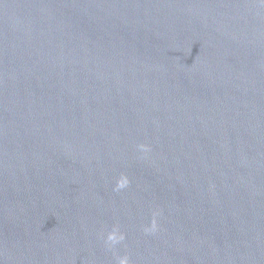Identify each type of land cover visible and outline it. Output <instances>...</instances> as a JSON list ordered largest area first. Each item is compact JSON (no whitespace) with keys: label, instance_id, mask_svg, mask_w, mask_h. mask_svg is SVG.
Returning a JSON list of instances; mask_svg holds the SVG:
<instances>
[{"label":"water","instance_id":"obj_1","mask_svg":"<svg viewBox=\"0 0 264 264\" xmlns=\"http://www.w3.org/2000/svg\"><path fill=\"white\" fill-rule=\"evenodd\" d=\"M121 261L264 264V0H0V264Z\"/></svg>","mask_w":264,"mask_h":264},{"label":"clouds","instance_id":"obj_2","mask_svg":"<svg viewBox=\"0 0 264 264\" xmlns=\"http://www.w3.org/2000/svg\"><path fill=\"white\" fill-rule=\"evenodd\" d=\"M120 186L122 187L123 185L121 184ZM108 240L112 241L113 243H115L116 242V236L114 234L110 233L109 236H108ZM121 264H124V261H121Z\"/></svg>","mask_w":264,"mask_h":264}]
</instances>
